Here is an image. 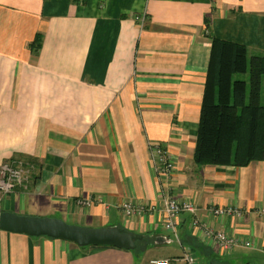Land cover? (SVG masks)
Masks as SVG:
<instances>
[{
  "label": "crops",
  "instance_id": "obj_1",
  "mask_svg": "<svg viewBox=\"0 0 264 264\" xmlns=\"http://www.w3.org/2000/svg\"><path fill=\"white\" fill-rule=\"evenodd\" d=\"M214 38L264 56V0H0V166L32 171L27 189L0 193V214L142 237L128 250L0 229V264H264V161L194 158ZM171 198L197 208L177 233ZM124 202L157 210L128 218ZM196 219L250 246L223 253Z\"/></svg>",
  "mask_w": 264,
  "mask_h": 264
},
{
  "label": "trees",
  "instance_id": "obj_2",
  "mask_svg": "<svg viewBox=\"0 0 264 264\" xmlns=\"http://www.w3.org/2000/svg\"><path fill=\"white\" fill-rule=\"evenodd\" d=\"M198 166L264 161V56L214 38L195 151Z\"/></svg>",
  "mask_w": 264,
  "mask_h": 264
},
{
  "label": "built area",
  "instance_id": "obj_3",
  "mask_svg": "<svg viewBox=\"0 0 264 264\" xmlns=\"http://www.w3.org/2000/svg\"><path fill=\"white\" fill-rule=\"evenodd\" d=\"M155 157L158 163V167L164 174V176H170L174 172V162L170 155L161 148H156ZM32 171L28 165L23 162H6L0 166V193L4 196L15 193L18 189H27L30 183ZM92 204L91 199H81L79 205L83 207H90ZM121 210L128 218H135L144 215L149 212L157 210L156 207L150 208L146 205L137 204L133 202H124L120 205ZM156 209V210H155ZM165 213V227L166 229L177 233L178 223L177 219L182 213H196L197 208L192 204L181 203L174 198L165 201L163 207ZM211 211L216 215H241V211L238 209H220L211 208ZM194 226L198 231L206 238L216 243L223 253H230L239 244H243L246 247L250 246V243H243L240 239L234 236H227L221 231H216L213 228L208 227L205 223L196 219ZM185 261L187 264H196V258L192 254L185 255ZM150 264H172L169 260H152Z\"/></svg>",
  "mask_w": 264,
  "mask_h": 264
},
{
  "label": "water",
  "instance_id": "obj_4",
  "mask_svg": "<svg viewBox=\"0 0 264 264\" xmlns=\"http://www.w3.org/2000/svg\"><path fill=\"white\" fill-rule=\"evenodd\" d=\"M0 229L34 237H52L81 247L114 246L128 250L135 249V241L142 238L119 228H84L59 219L19 216L9 212L0 214Z\"/></svg>",
  "mask_w": 264,
  "mask_h": 264
},
{
  "label": "rangeland",
  "instance_id": "obj_5",
  "mask_svg": "<svg viewBox=\"0 0 264 264\" xmlns=\"http://www.w3.org/2000/svg\"><path fill=\"white\" fill-rule=\"evenodd\" d=\"M254 48H256V46H255ZM252 54H254V53H253V50H252V49H250V50H249V56L251 57V56H252ZM151 255H155V254H151Z\"/></svg>",
  "mask_w": 264,
  "mask_h": 264
}]
</instances>
